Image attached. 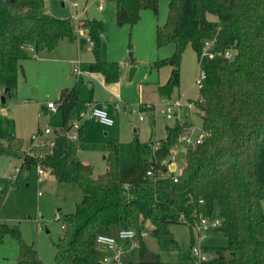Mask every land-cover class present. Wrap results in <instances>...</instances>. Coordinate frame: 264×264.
Wrapping results in <instances>:
<instances>
[{
	"label": "trees",
	"instance_id": "16d2710c",
	"mask_svg": "<svg viewBox=\"0 0 264 264\" xmlns=\"http://www.w3.org/2000/svg\"><path fill=\"white\" fill-rule=\"evenodd\" d=\"M146 7L156 12L158 0H115V21L133 24ZM82 27L93 42L89 69L101 72L108 83L117 81L119 62L101 55L104 22L86 17ZM76 37L71 18L48 11L44 0H0V103L16 92L21 61L30 57L26 46L51 50L62 38ZM155 40L158 46L175 45L173 54L156 62L172 66L168 80L158 86L161 94L169 95L177 86L186 45L205 72L194 100L201 112L202 139L185 147L176 179L162 161L187 125L179 119L166 125L155 147L154 139L141 141L137 135L128 142L109 140L106 169L96 176L90 162L69 157L74 115L80 118L90 100L81 98L74 86L60 90L62 122L49 151L27 153L23 138L0 117V155L21 158L27 166L40 164L59 182H74L81 189L71 211H58L62 233L54 242V264H100L97 233L120 227L135 228L139 242V258L126 264H161L160 253L141 237L145 220L153 224L150 234L158 247L169 249L177 245L169 222L191 227L200 214L215 211L220 217L215 229L227 244L213 247V256L202 264H264V0H168L167 18L156 25ZM210 40L213 51L231 49L232 56H201ZM77 131L83 138V127ZM150 167L152 176L146 173ZM6 233L18 241V264H46L16 225L0 220V241Z\"/></svg>",
	"mask_w": 264,
	"mask_h": 264
},
{
	"label": "rangeland",
	"instance_id": "374dc122",
	"mask_svg": "<svg viewBox=\"0 0 264 264\" xmlns=\"http://www.w3.org/2000/svg\"><path fill=\"white\" fill-rule=\"evenodd\" d=\"M70 1L46 0V3L52 13L57 16L71 18L72 13L77 12L82 21L86 17L101 19L105 25V37L101 40V55L108 60L123 63L125 67L129 63L128 72L131 66H135L131 79L127 73L122 78L119 87L111 88L109 91L94 77H84L76 89L81 93L79 96L83 99H90L93 96L98 100L105 99L115 102L117 94L121 99V105H116L119 108V115L124 113L125 119L132 123L131 126L129 125L128 131L131 132L133 126L137 125L140 133L135 134L142 137L145 135L142 131L143 125L147 127L148 132V129L151 128L148 120H151L156 133L158 135L164 134L165 124L174 122L175 118L166 115L163 102L164 95L159 92L158 86L168 80L172 66L168 63L157 65L156 62L173 54L175 45L169 42L158 46L155 40V30L156 25L163 24L167 18L168 0H158L156 12L150 7L143 8L139 19L133 24H118L115 21V3L113 0H74L77 3L74 8L69 4ZM100 1L103 2L102 7H99ZM71 20L76 25V20L74 18ZM83 51L85 53L80 55L82 60L87 58L88 53L93 56L92 45L89 42L84 45ZM39 58L41 57L39 56ZM35 59L32 57L24 61L23 67L18 73L17 92L13 97H8L5 102L0 103V117L3 124L15 130L16 133L22 134L26 150L29 141H25L36 131L35 126L37 124L43 128L46 125L53 127L54 123L47 121V116L51 112L39 115L35 98H43L45 103L48 100L57 102L62 88H58L57 85L68 80V75L72 73L70 62H62L61 69L58 71L53 64L52 69L46 73L28 79V81H37L39 92L38 95H34L32 87L35 85L33 83L27 84L28 81L24 82L25 75L23 73H25L24 68L31 72L32 69L33 72L35 71ZM199 70L196 53L188 44L182 52L179 64V81L171 95L173 97L181 95L184 100L190 98L188 101L190 104L185 102L183 105L187 106L182 105L179 108L177 119L180 117L187 119L184 131L189 134L192 133L193 137L200 135L202 125L201 112L194 102L199 94V85L195 82ZM90 81L93 82L92 90L89 88ZM142 104H150V107L142 111L139 107ZM85 127L90 132L87 141L81 144L80 150H76V142L69 141V148L71 152L77 151V156L91 161L93 175L96 176L106 169L104 156L108 151V141L117 138V133L113 134L110 130L105 134L107 129L93 120H87ZM178 148V160L183 162L184 145L182 144ZM36 152L41 154L42 147H36ZM20 159L5 154L0 155V220L7 222L10 226L16 225L20 230L21 237L34 245L42 260L46 264H54V242L62 233L61 222L56 217L57 208L60 207L59 211L61 212L73 209L75 203L80 200L82 192L74 182H59L54 177L43 179L42 175L38 176L34 164L29 167L23 165L20 172L17 173L13 168L15 164L20 165ZM12 172L17 174L15 180L10 175ZM262 205L264 209V198ZM216 215L217 211L213 213V216ZM142 226L141 237L147 246L160 252L161 258L166 260L175 258L184 264H197L192 260L189 251V245L195 241V238L194 230L188 224L182 222L168 223V228L177 242L176 249L172 251L158 247L156 239L150 234L153 224L149 220H145ZM202 244L207 246V257L211 258L214 254L213 247L226 245L227 238L222 232L210 228L206 231V237L202 240ZM132 248L131 257L135 258L139 250L138 240ZM18 251L17 239L6 233L0 241V264H12L14 262L12 258L17 256Z\"/></svg>",
	"mask_w": 264,
	"mask_h": 264
},
{
	"label": "crops",
	"instance_id": "0c3cea01",
	"mask_svg": "<svg viewBox=\"0 0 264 264\" xmlns=\"http://www.w3.org/2000/svg\"><path fill=\"white\" fill-rule=\"evenodd\" d=\"M44 2H45V8L52 13L51 9L48 7V5L46 3V0H44ZM113 2L115 3V0H113ZM102 6H103V2H102ZM76 35H77V37L74 40H71V39H68V38H62L55 48H53L51 50L38 51V52H36L35 56L30 54V57L23 59L21 61V65H22L21 69H22L24 61L26 59H29V58H32V57L36 58L35 59L36 63H35V66H34V68H35L34 72H33V69H32V72H31L30 70L28 71V69L24 68V72H25V73H23L25 75L24 82L28 81L29 78L32 79L31 77H33L35 75L39 76L41 73H46L49 69H52L53 64L56 66V69L58 71L59 69H61L60 65H61L62 62H70L71 63V72H72L71 75L70 74L68 75L70 80L68 79L66 81L61 82V84L57 85L58 88L59 87H65V86H74L77 89L78 85H80V83H79L80 80H83L84 77H87V78L94 77L95 79H97L98 83H102L104 88H107L108 91L111 88H118L119 85L122 83V78L124 76H126L127 73H128V76H129V72L127 71L129 63H128V65H126V67H125V64L119 63V65H120V76H119V79L117 81H115V82H109V83L106 82L104 80V77H103L101 72L91 71L89 69V63L94 59V57H93L94 55L92 56L91 53H88L89 55L87 56V58H85L84 60L81 59L82 56H80V55L85 53V51H83L84 45L88 43L87 40L84 41V42L80 41V39L82 37H85V38L87 37V33H86L85 29L81 26L79 29L76 30ZM101 37H102V39L105 37L104 31L102 32ZM44 51H46V52L43 53ZM40 53L41 54L43 53V55H40ZM39 56L41 58H39ZM102 58L107 59L103 55H102ZM77 59H79L81 61V67H82V71H83L79 75L76 74L73 71V65H74V63H75V61ZM134 71H135V69H134ZM131 78H129V79H131ZM31 83H33V85H35V86L32 87V93L34 95H38L39 87L37 85V81L36 80H29L27 82V84H29V85ZM92 86H93V82L90 81V85H89L90 90H92ZM16 92H17V90H16ZM78 94L81 96L80 92H78ZM180 97H181V95H180ZM84 98H85V96H84ZM29 99L30 100H34L33 98H29ZM189 99L190 98H188L187 100L186 99L184 100L182 98V101L185 103V102H188ZM35 101H36L35 105H36V108L38 110L39 115L47 114V112H51L50 115L47 116V121L54 122L53 125H52L53 127H51V128L53 130L57 129L61 125V122H62L61 111L58 108H57L56 111H52L51 109L46 107V103L43 100V98H39V99L35 98ZM56 103L58 104V102H56ZM117 104L119 106L121 105V99H120V97L117 94H116L115 102L113 100L112 101L111 100L107 101L105 99L104 100H98L97 98H94L93 96L90 97V100L88 102V107H90L91 105H96V106L104 105L106 110H107V112H108V114L111 117H113V122L111 124H104V123L100 122L98 119H96L94 116H83L81 118V120H80V122H81L80 126L83 127V138L78 137L77 139H73V138L68 137V142H67L68 144H67L66 151H67V155L69 157H74L75 156V157H78V158H80V159H82L84 161H87V162L91 163V161H89V159L77 156V151H75V152L72 151L71 152V150L69 148V141H71V142H76V144H77V149L76 150H80L81 144L83 142L87 141V139L89 138V136H90L89 129L87 127H85V124H86L87 120H93L94 122H97V123L101 124L103 127H105L107 129V130H105V134H107L110 130H112L113 134L117 133V138L120 141H123V142L131 141L133 139V137L136 135L135 133H140L139 132L140 129L137 128V125L133 126L131 132L128 131L129 130V125L131 126L132 123L125 119L126 117H125L124 113H121V115H119V108L116 106ZM183 106L185 107L187 105H183ZM139 107H140V109H142V111L144 109H148V108H146V107H144L142 105H140ZM74 119H75V115H74ZM175 119H177V118H175ZM179 120H181L182 122H186L187 119L184 118V117H180ZM148 121H149V123L151 125V128L148 129V132H147V127L145 125H143L142 131H143V133L145 135L142 136V137L141 136L138 137L139 140H141V141H147L149 139H159V138L163 137L165 135V127H166V125H172L174 123V122H172V123H169V124H165V126H164V134L158 135L156 133V129H154L153 126H152L151 120H148ZM145 127H146V129H145ZM37 128H40L39 124H37L35 126V129H37ZM72 130H76V128L72 127ZM13 131L16 133L15 130H13ZM16 134L18 136L22 137V134H20V133H16ZM50 136L51 135L48 134V135H45L43 138L47 139ZM28 141H29V137H28L27 141H25V142H28ZM41 147H42V153L41 154L46 153L47 151L50 150V148L47 145H42ZM23 165H26V164H23L22 160L20 159V165L15 164L13 169L16 170L17 173H19L21 168L23 167ZM27 167H29V166H27ZM35 167H36V165H35ZM36 171H37V167H36ZM37 174H38V176L42 175L43 179H48V178H51V177H54L56 179L54 174H52L47 168L45 169V172H43V173H39L37 171ZM10 175H12L14 180L17 178V174H15L14 172H12ZM59 210H60V207L57 208L56 214L61 212ZM71 210L72 209L67 210V211H71ZM116 230L117 229H115V230L112 229L111 232H115ZM190 245H189V251H190ZM176 247L177 246L169 248V249H165V250L172 251V250H175ZM95 248L97 250L96 256H97V259L99 260L102 257V255L104 254L105 250H104V247L101 246V245H96ZM149 248L154 250L151 247H149ZM132 249L133 248H131L129 253H128V260L135 261V260H137L139 258V250H138V255L135 258H132L131 257V250ZM160 257H161V255H160ZM12 259L14 260V262H12V264H18L17 263V256H13ZM170 259L171 260H166L164 258H161V261H162L161 264H184L181 260H178V259H175V258H170Z\"/></svg>",
	"mask_w": 264,
	"mask_h": 264
},
{
	"label": "built area",
	"instance_id": "2783aa9c",
	"mask_svg": "<svg viewBox=\"0 0 264 264\" xmlns=\"http://www.w3.org/2000/svg\"><path fill=\"white\" fill-rule=\"evenodd\" d=\"M71 7H76L77 3L74 0H71L69 2ZM99 7H102V2H99ZM76 20V30L79 29L82 26L83 21L81 18H79V15L77 12H73L71 15V19ZM87 42L92 45V40L87 36L86 37ZM212 40L207 41L204 43V45L201 48V56L207 54L210 57L216 55V54H223L226 57H231L233 54V51L231 49H227L225 51H213L211 49L212 47ZM31 55L35 56L36 51L34 50V47L32 45H28L25 47ZM73 71L76 74H81L82 67H81V61L77 59L73 65ZM205 76L204 70L200 68L199 73L197 77L195 78V82L200 85L202 79ZM163 102L165 104V112L168 117H179V108L184 104L182 101V98L179 96L173 97L171 94L164 95ZM188 104H190L188 102ZM144 107H150V104H142ZM46 107L51 109L52 111L57 110V103L53 100H48L46 102ZM94 116L96 119H98L100 122L104 124H111L113 122V117H111L105 106H96L91 105L90 107H87L81 114L80 118L73 119V127L76 128V130H72L68 133V137L77 139L79 137V133L77 131V127L81 125V118L83 116ZM191 126V125H189ZM188 126V127H189ZM50 134L51 136L47 139H44L43 137L45 135ZM203 132L200 129V135L199 136H192V133H187L186 131H183L179 137H178V144L177 147L172 149L169 154L166 156V158L162 161L166 164L167 171L173 172L175 174L174 178L176 179V174L181 170V164L178 160V147L180 145H184V149L189 144H194L196 142L201 141ZM54 130L51 128V126L46 125L43 128L36 129L34 133H32L29 136V145L26 150L27 153L34 155L38 154L36 152V147H40L42 145H47L49 148L53 145L54 140ZM159 144L158 139H154L152 142V147H155ZM178 148V149H177ZM37 171L39 173L45 172V169L40 164H36ZM178 171L176 172V170ZM147 175L152 176L153 170L151 167L147 170ZM59 214H56V217H58ZM220 223V217L218 215L213 216L209 214H200L199 217L191 223V228L194 230V238L195 241H193L190 245V253L191 258L193 261H195L197 264H202L203 261L208 260L207 257V251L204 248V245L202 244V240L206 237V231L210 228H216L217 225ZM137 230L133 227H120L115 232H99L96 235V243L97 245H101L104 247V254L99 259L100 264H126V261L128 260V253L130 249L137 243Z\"/></svg>",
	"mask_w": 264,
	"mask_h": 264
},
{
	"label": "water",
	"instance_id": "95a60500",
	"mask_svg": "<svg viewBox=\"0 0 264 264\" xmlns=\"http://www.w3.org/2000/svg\"><path fill=\"white\" fill-rule=\"evenodd\" d=\"M80 41H86V38L85 37H82L81 39H80ZM134 69H135V66H131L130 67V69H129V78H131L132 77V74H133V72H134ZM3 100H4V98H2Z\"/></svg>",
	"mask_w": 264,
	"mask_h": 264
}]
</instances>
